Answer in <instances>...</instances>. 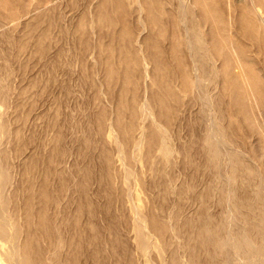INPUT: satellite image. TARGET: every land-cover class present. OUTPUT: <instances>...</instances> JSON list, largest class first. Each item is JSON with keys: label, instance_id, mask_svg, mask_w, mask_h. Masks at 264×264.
I'll use <instances>...</instances> for the list:
<instances>
[{"label": "rangeland", "instance_id": "1", "mask_svg": "<svg viewBox=\"0 0 264 264\" xmlns=\"http://www.w3.org/2000/svg\"><path fill=\"white\" fill-rule=\"evenodd\" d=\"M49 1L0 0V211L12 223L0 240L19 262L228 264L229 233L263 244L264 28L252 4L191 1L208 45L198 81L178 0H142L141 35L129 0H55L30 24Z\"/></svg>", "mask_w": 264, "mask_h": 264}, {"label": "bare ground", "instance_id": "2", "mask_svg": "<svg viewBox=\"0 0 264 264\" xmlns=\"http://www.w3.org/2000/svg\"><path fill=\"white\" fill-rule=\"evenodd\" d=\"M129 1H131L132 4H134L135 8L139 13L138 20H139V30L141 35L142 33L146 32V30L148 29V24L143 14L144 13L143 2L142 0H129ZM191 1L192 0H178L179 3L178 13L184 29L185 44L192 58L191 60L193 64V71L197 77V80L200 81L201 79H203L204 76L199 74L200 66H202V61L204 58L202 51H204L205 46L208 47V45L203 38L198 36V32L190 25L194 18V15L191 10ZM247 1L250 4H252V12L254 19L257 22H259L264 28V9L260 4H256L253 0H245L244 2L247 3ZM55 3H56L55 0H50L46 5L34 6L32 10L28 12V14L32 13L30 16H34L36 14L37 15L29 23L32 25L38 24V21L41 19V15L39 14L43 12V10H45L46 8L53 6ZM205 15H207V13H205ZM90 18H91V22L89 25L90 30L94 35H96L97 24L95 17L94 15H92ZM16 19L12 20L11 22H13V24H17L21 22V18H18L17 20ZM7 25L8 24H3L1 27H6ZM251 27L255 29V26L252 25ZM140 48L143 49L142 45H140ZM38 50L44 51L45 47L43 45H39ZM95 52L96 50L93 49L90 55L95 54ZM91 59L95 61L94 55L91 57ZM149 64H150L149 60L144 59L143 70H144V78L146 83L148 82L150 77ZM234 72H236L235 69ZM240 75H242V73L238 74V76ZM141 110H142L143 121H145L150 117H153L152 110L150 109L148 105V101L146 99L142 104ZM210 123H211L210 126L212 128V131L214 132L213 143L215 145L218 144V146L221 148L224 147L225 142L218 137L216 120L214 118H211ZM107 140L111 143L117 140L115 129L114 126L112 125V122H110L108 125ZM140 142L141 139H139L136 142V149L140 147ZM225 152L228 151L225 150ZM118 160H119V156H118ZM226 180L230 181V178L226 176ZM132 207L135 214V225L139 228V233L141 237H143L145 219L137 203H134ZM256 224L259 226L258 230H261L262 228L264 229V219L256 222ZM8 228L10 230L12 229V223L0 211V232H4L5 230H8ZM258 233L260 232L258 231ZM261 240L263 244L259 245L258 243H255L251 238L246 236L242 231L238 232L236 235H234L233 233H229L224 241V244L220 243L218 248H221L222 250L224 248L226 250L228 255V260H227L228 264H264V235L261 237ZM7 243L8 242L5 240H0V264H21L18 258L16 257V253H15L16 242L13 240L11 246L10 244Z\"/></svg>", "mask_w": 264, "mask_h": 264}]
</instances>
